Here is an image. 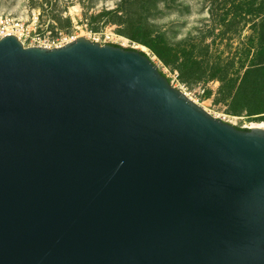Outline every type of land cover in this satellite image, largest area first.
<instances>
[{"label": "water", "instance_id": "water-1", "mask_svg": "<svg viewBox=\"0 0 264 264\" xmlns=\"http://www.w3.org/2000/svg\"><path fill=\"white\" fill-rule=\"evenodd\" d=\"M142 53L0 39V264H264V130Z\"/></svg>", "mask_w": 264, "mask_h": 264}, {"label": "rangeland", "instance_id": "rangeland-1", "mask_svg": "<svg viewBox=\"0 0 264 264\" xmlns=\"http://www.w3.org/2000/svg\"><path fill=\"white\" fill-rule=\"evenodd\" d=\"M167 1L169 5L161 4L160 13L150 21L165 33L174 52L179 55L178 50H192L194 58L204 63L198 74L206 73L196 84H182L175 69L164 66L148 48L122 36L120 25L106 23V17L91 19L103 10H114L119 0H0V17L23 25L21 42L25 47L37 45V37L53 39L61 34L69 40L86 38L143 52L174 88L214 118L248 130L264 124V112L248 115L244 107L240 114L232 115L227 96L229 91L232 95L236 92L249 66L264 62V0H173L172 6L171 0ZM216 64L227 70L224 84L209 78L210 68ZM256 100L258 104L264 102Z\"/></svg>", "mask_w": 264, "mask_h": 264}, {"label": "trees", "instance_id": "trees-1", "mask_svg": "<svg viewBox=\"0 0 264 264\" xmlns=\"http://www.w3.org/2000/svg\"><path fill=\"white\" fill-rule=\"evenodd\" d=\"M215 3L217 0H208ZM171 6L173 0H171ZM169 5L167 0H119L117 7L114 10H103L97 16H92V20L106 17V23L117 24L122 27L120 31L122 36H125L131 42L142 45L148 48L164 66L175 69L178 72V79L182 84L190 85L198 83L203 77L199 75V71L203 68V62L197 61L194 58L193 51L178 50V53L168 45V40L164 32H159L156 25L150 20L160 13V5ZM252 14L251 11H247ZM261 14L264 16V10ZM59 20V19H58ZM67 25L69 20L65 21ZM62 28V27H61ZM261 39L264 41V29L261 34ZM120 47L118 45H114ZM134 50V49H126ZM144 54V53H142ZM210 77L216 78L219 82L226 81L227 70L220 65H215L210 68ZM263 92L262 97H258V93ZM230 98V113L232 115L240 114L247 108L248 115H257L264 112V102L258 104L259 101L264 100V62L256 61L254 64L246 69L241 84L238 86L236 92L232 95L231 91L227 93ZM245 107V108H244ZM248 131V129H241Z\"/></svg>", "mask_w": 264, "mask_h": 264}, {"label": "built area", "instance_id": "built-area-1", "mask_svg": "<svg viewBox=\"0 0 264 264\" xmlns=\"http://www.w3.org/2000/svg\"><path fill=\"white\" fill-rule=\"evenodd\" d=\"M9 35L17 37L21 42L22 38L25 36L23 25L18 23L14 19H11L10 17H0V39ZM73 40L75 39L72 38L71 40H69L66 37H62L61 34H59V37H54L53 39L37 37L35 39V43H37V45H35L34 47H43L48 49L58 48L66 45Z\"/></svg>", "mask_w": 264, "mask_h": 264}, {"label": "bare ground", "instance_id": "bare-ground-1", "mask_svg": "<svg viewBox=\"0 0 264 264\" xmlns=\"http://www.w3.org/2000/svg\"><path fill=\"white\" fill-rule=\"evenodd\" d=\"M253 128H260V129H263L264 130V124H262V125H255V126H253Z\"/></svg>", "mask_w": 264, "mask_h": 264}]
</instances>
